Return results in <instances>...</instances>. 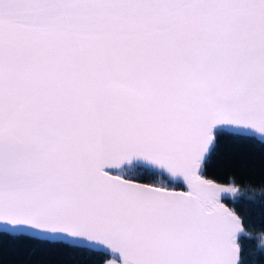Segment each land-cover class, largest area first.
<instances>
[{
    "label": "snow or ice",
    "instance_id": "snow-or-ice-1",
    "mask_svg": "<svg viewBox=\"0 0 264 264\" xmlns=\"http://www.w3.org/2000/svg\"><path fill=\"white\" fill-rule=\"evenodd\" d=\"M225 135L264 141V0H0V234L243 264Z\"/></svg>",
    "mask_w": 264,
    "mask_h": 264
},
{
    "label": "trees",
    "instance_id": "trees-1",
    "mask_svg": "<svg viewBox=\"0 0 264 264\" xmlns=\"http://www.w3.org/2000/svg\"><path fill=\"white\" fill-rule=\"evenodd\" d=\"M205 174L223 185L234 182L239 188L235 198L225 194L223 200L242 218L249 233L240 236L243 264H264V247L259 246L264 238V141L222 136ZM107 256L97 249L69 248L0 234L2 264H104Z\"/></svg>",
    "mask_w": 264,
    "mask_h": 264
},
{
    "label": "water",
    "instance_id": "water-1",
    "mask_svg": "<svg viewBox=\"0 0 264 264\" xmlns=\"http://www.w3.org/2000/svg\"><path fill=\"white\" fill-rule=\"evenodd\" d=\"M218 183V182H217ZM221 184V183H220ZM181 188H184V186L182 185ZM186 190V189H185ZM222 202L225 204L226 207H229L230 209H232V207L230 205H228L224 200H223V196H222ZM235 211V210H234ZM236 212V211H235ZM238 214V213H237ZM97 250H101L105 253H107L109 256H112L114 258H116L118 261H120L122 258L120 257V255L117 253V254H113L111 253L110 250H107V249H97Z\"/></svg>",
    "mask_w": 264,
    "mask_h": 264
},
{
    "label": "rangeland",
    "instance_id": "rangeland-1",
    "mask_svg": "<svg viewBox=\"0 0 264 264\" xmlns=\"http://www.w3.org/2000/svg\"><path fill=\"white\" fill-rule=\"evenodd\" d=\"M103 262L104 264H119V261L112 256H107Z\"/></svg>",
    "mask_w": 264,
    "mask_h": 264
}]
</instances>
